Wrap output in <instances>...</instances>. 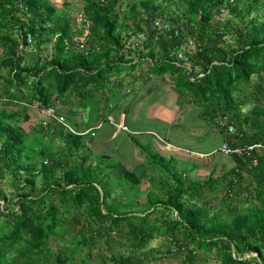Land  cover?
<instances>
[{
    "label": "trees",
    "instance_id": "16d2710c",
    "mask_svg": "<svg viewBox=\"0 0 264 264\" xmlns=\"http://www.w3.org/2000/svg\"><path fill=\"white\" fill-rule=\"evenodd\" d=\"M176 1L85 0L84 53L75 46L70 20L49 0H0V96L9 99L0 104V181L8 178L12 189L6 194L0 187V264H140L154 254L145 249L155 239L191 246L192 264L198 251L202 257L213 252L219 264H264L261 154L223 158L217 152L210 165L195 168L202 180L157 158L151 169L157 167L159 177L143 183L141 175L120 171L111 158H93L81 136L53 119L44 129V117L32 108L53 107L73 122L74 100L86 107L94 94L102 100L109 89L118 97L122 73L142 60L146 76L137 82L150 87L152 79L167 76L170 86L189 97L196 119L215 128L222 142L231 148L263 144L264 22L252 16L259 0H245L242 7L244 0H183L180 14L173 12ZM223 9L231 18L214 25ZM155 19L171 31L154 30ZM181 26L199 44L184 52L190 72L176 66L183 65L174 53L184 42L173 28ZM129 33L146 36L127 51L139 55L137 64L123 62ZM27 36L31 45L19 50ZM29 48L34 54L27 59ZM112 78L117 85L109 86ZM219 117L228 119L232 133L218 127ZM143 190L144 206L137 202ZM50 238L65 245L56 242L54 249ZM83 255L92 260L83 263Z\"/></svg>",
    "mask_w": 264,
    "mask_h": 264
},
{
    "label": "crops",
    "instance_id": "0c3cea01",
    "mask_svg": "<svg viewBox=\"0 0 264 264\" xmlns=\"http://www.w3.org/2000/svg\"><path fill=\"white\" fill-rule=\"evenodd\" d=\"M143 62L132 61L131 64L138 65L124 76L122 88L132 87L130 94L121 93L116 97L109 89L106 99L99 100L96 97L92 100L93 104L87 102L86 107L77 103L80 112L76 114H81L82 119L73 116L72 125L84 128L82 131L77 129L78 132L89 131L81 139L93 158L107 156L114 160L120 171H133L141 175L143 183L149 178L159 177V169H151L157 158L167 162L169 168L177 173L197 176L202 180L195 168L201 162H209L210 165L222 138L215 128H208L196 119L195 112L191 111L189 97L170 86L172 80L167 76L152 79L155 82L150 87L140 85L137 82L139 79L135 78L146 76L147 66ZM94 121L101 122L100 126L93 128ZM117 125L125 126L129 132L121 131ZM136 140L145 148L144 153L135 145ZM150 153H157L158 156H150ZM146 193L144 190L140 193L138 204L145 205ZM168 247L166 242L158 240L157 246H149V249L155 250L154 254L147 253L148 261L140 264H185L184 258L170 253ZM202 256L201 251H198L196 264H219L213 252Z\"/></svg>",
    "mask_w": 264,
    "mask_h": 264
},
{
    "label": "built area",
    "instance_id": "2783aa9c",
    "mask_svg": "<svg viewBox=\"0 0 264 264\" xmlns=\"http://www.w3.org/2000/svg\"><path fill=\"white\" fill-rule=\"evenodd\" d=\"M152 28L156 31L159 32H168L171 31V28L168 24H163L161 23L158 19H155L152 23ZM174 36L176 37H180L181 40L184 42V45L181 46V50H178L176 53H174V55L176 56L177 60H181L180 63L183 65H179L178 63H176V66L179 67H185V70H187V72L191 71V67L188 63V56L186 54H184V52H190L194 51L196 47L199 46V44L197 42H195L192 38L191 35L188 34V32L186 31V29L181 26L179 29H174ZM129 37L128 39L125 41V45L124 47L126 49H135L137 46L141 45L146 36L144 33H140L137 36L132 35L131 33L128 34ZM32 40L30 36H27L26 38V45L20 43V45L18 46L19 50H24L26 51V46L27 45H31ZM75 46L77 48H79L81 51H83L84 53H87V51L89 50L88 46L84 43V42H76ZM202 75H199V77H201ZM129 91H127L125 94H128ZM5 100H9L8 98L4 97L3 95L0 96V104L5 101ZM23 104V103H21ZM32 108L37 109V111L44 117V120L41 121V125L44 127V129H46L47 127V122L50 119H53L54 121H56L58 124H60L61 126H63L67 131H69L70 133L76 135V136H83L85 134H87L89 131H85V132H78L77 130H75L74 128L70 127L66 121L64 120L63 117L57 116L55 114V108L53 107H47V108H36L34 106H32ZM111 119V118H109ZM217 125L219 128L226 130L227 133H232L234 130L233 126L228 122V119L226 117H219L217 119ZM99 127V125H98ZM118 129H120L121 131L124 132H129V130L125 127V126H120L117 125ZM56 143L59 146H64V144L61 141H56ZM217 152H219L222 156L224 157H229L231 155H236L239 157H245V156H249L252 152H258L259 154H261L264 157V143L263 144H254V145H250V146H246L243 148H231L226 142H222L217 150ZM257 164V160L255 158L252 159V165L255 166ZM168 250L170 251V253L172 254H179L181 255L184 260H185V264H192L188 261L189 258V251H191V255L194 256L196 254V252L191 248V246L189 245H185L183 242H179V243H171L170 246L168 247Z\"/></svg>",
    "mask_w": 264,
    "mask_h": 264
},
{
    "label": "rangeland",
    "instance_id": "374dc122",
    "mask_svg": "<svg viewBox=\"0 0 264 264\" xmlns=\"http://www.w3.org/2000/svg\"><path fill=\"white\" fill-rule=\"evenodd\" d=\"M95 1L103 2V0H95ZM50 2L53 3L57 7V9H59V11H61V13L63 15H65V16H67V18L70 20L71 26L74 29L73 33H75L74 39L73 38L72 39L73 40H77V42L78 41L84 42L87 45L88 43H87L85 38H87V36L89 35L88 26L82 24V17H81L82 10H83V7L85 5V0H51ZM158 2H161V0H158ZM243 3H246L245 0L241 2L240 7H242ZM64 5H66V6H64ZM184 7H185V5L183 4V0H179V1L177 0L176 4L173 7V12H176L177 14H180L181 10L184 9ZM255 9H256V11L253 12L252 16H260V20L262 22H264V0H259L258 4L255 6ZM121 16L122 15L119 16V22H120ZM172 16H174V15H172ZM216 18L217 19H215L214 23H213L214 25L221 24L227 18H231V17H230V13L228 12V10L227 9H223L222 11L217 12ZM79 31H81L82 33L78 34ZM128 50L129 49H126L125 47H123V53L125 52V54H126V56H124L123 62H128V61L132 62V61L139 60V55H137V53H134L133 55L129 54V56H127V51ZM80 52H82V51H80ZM31 54H34V51L31 48H29V53L27 51V54L25 55V57L28 59V58H30ZM122 75L126 76L125 73H122ZM262 77L264 78V75H262ZM116 81H117V78H112V80L109 81V86H114L115 84L117 85ZM112 83H114V84L112 85ZM127 91H129L128 88H126V87L122 88V92L123 93H126ZM106 94H107V90H104V95H106ZM96 97H98V94H94V97H92V99L89 98V100L91 101V102H89V104H93L92 100H95ZM73 103L77 104L78 100H74ZM260 104L261 105L264 104V96L263 95H262ZM9 109L15 110L14 107H9ZM71 110H72L73 115L75 117H77L79 119H82L81 114H78V115L76 114V112L79 111V107H77V105H75V107L73 109H71ZM249 110H250V108L245 103V106L242 109L243 113H245V115H246ZM70 123L71 124H69V123H67V124L70 127L74 128L75 130H77V129H78V131L84 130V128H82L81 126L72 125L73 124L72 122H70ZM100 123L101 122L94 121V123H93L94 127L93 128H95L96 125L100 126ZM28 126H29V124L25 123L26 131H28L29 128H30ZM91 135H92V133H91ZM55 145H56L55 142L51 144V149L52 150L57 149ZM37 183L39 184L40 181L37 180ZM0 187L2 188V190L6 194H10L12 192V189H10V187H9V179L8 178H5L4 180L0 181ZM216 197H218V195H216ZM141 199H143V198H141ZM217 199L220 200L219 197ZM216 202L219 203V201H216ZM64 238L66 240H69V235L65 234ZM56 242L57 243L60 242L61 244L65 245V243H63L62 241L50 238V243L54 247V249L56 248ZM67 245L68 244H66V246ZM157 245H158V240L155 239V240L151 241L147 245L145 250H148L149 246L153 247V246H157ZM96 253H97V251H93L94 259H95ZM83 257H84V255H83ZM90 260H92V257L91 258L84 257L83 258V263H85V262L89 263Z\"/></svg>",
    "mask_w": 264,
    "mask_h": 264
}]
</instances>
